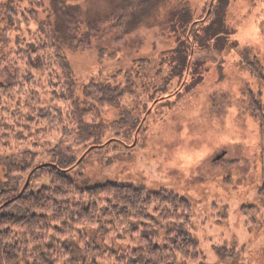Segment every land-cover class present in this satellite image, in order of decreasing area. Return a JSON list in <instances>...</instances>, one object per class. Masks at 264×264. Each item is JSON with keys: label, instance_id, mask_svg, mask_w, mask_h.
Wrapping results in <instances>:
<instances>
[{"label": "rangeland", "instance_id": "374dc122", "mask_svg": "<svg viewBox=\"0 0 264 264\" xmlns=\"http://www.w3.org/2000/svg\"><path fill=\"white\" fill-rule=\"evenodd\" d=\"M142 2L72 0L77 9L71 15L66 10V16L77 19L80 36H92L90 47L74 50L62 17L51 0H44L46 11L39 20L50 16L57 24L81 108L93 112L89 123L104 124L99 143L79 145L72 137L59 156L80 158L70 173L80 188L114 182L168 190L187 199L201 263L264 264V0L216 5V23L224 24L226 32L217 33V42L191 38L196 53L191 71L180 68L185 80L176 60L179 50L188 55L189 50L177 21L202 16L208 0H168L150 11ZM32 29L36 32L38 25ZM13 51V46L0 47V57ZM49 79H44L46 105L52 100ZM92 82L121 87L127 94L118 104L100 107L84 95ZM255 99L261 112L251 104ZM63 139L51 134L40 142L36 164L54 162L52 151ZM12 144L0 150V157L10 159L32 147ZM34 172L24 176L22 185L37 190L49 185L50 177ZM0 179H5L4 165ZM113 237L100 235L96 243L114 249Z\"/></svg>", "mask_w": 264, "mask_h": 264}, {"label": "trees", "instance_id": "16d2710c", "mask_svg": "<svg viewBox=\"0 0 264 264\" xmlns=\"http://www.w3.org/2000/svg\"><path fill=\"white\" fill-rule=\"evenodd\" d=\"M71 1L51 0V6L63 19L62 30L66 28L71 48H88L91 34L80 36L77 19L66 16V10L71 15L77 9ZM142 1L150 11L168 0ZM207 3L199 18L177 21L189 50L188 57L183 50L177 53L178 71L186 68L187 73L194 61L196 47L191 38L205 43L211 37L217 42V33L226 32L224 24L216 23V5L227 4L226 0ZM23 5L26 9H21ZM44 11V0H0V47L15 49L0 57V150L10 149L8 144L12 143L16 148L28 144L34 148H25L10 159L0 157V165L5 167V179H0V264H204L200 244L191 233L193 207L187 199L168 190L150 191L114 182L80 188L71 177L80 158L59 156L63 154L61 149L68 150L66 144L72 137L79 145L93 140L99 143L104 124L88 122L93 112L81 108L75 75L63 53L57 24L50 16L39 20ZM222 16L223 22L225 12ZM96 21L90 22V27ZM204 23L211 25L209 29L202 28ZM32 25H38L36 32ZM28 35L32 41H28ZM181 70L178 73L183 77ZM47 76V85L52 87L49 105L43 99ZM126 94L111 84L92 82L84 88L87 102L100 107L118 104ZM251 104L255 112L262 111L258 100ZM129 123L133 125L134 121ZM51 134H61L64 139L52 151L54 162L38 165L39 143ZM32 171L50 177L49 185L38 190L22 185L24 176ZM100 235L114 236L115 248L99 246L96 238Z\"/></svg>", "mask_w": 264, "mask_h": 264}, {"label": "flooded vegetation", "instance_id": "af4514ba", "mask_svg": "<svg viewBox=\"0 0 264 264\" xmlns=\"http://www.w3.org/2000/svg\"><path fill=\"white\" fill-rule=\"evenodd\" d=\"M190 45H191V43H190ZM186 57H188V54H186ZM189 60H191V58ZM186 65H188V61H187ZM191 68H193L192 64H191ZM191 68H190V71H191Z\"/></svg>", "mask_w": 264, "mask_h": 264}, {"label": "water", "instance_id": "95a60500", "mask_svg": "<svg viewBox=\"0 0 264 264\" xmlns=\"http://www.w3.org/2000/svg\"><path fill=\"white\" fill-rule=\"evenodd\" d=\"M193 54V53H192ZM193 56V55H192ZM188 70H190V67H189V69ZM29 184H27V186H28Z\"/></svg>", "mask_w": 264, "mask_h": 264}]
</instances>
